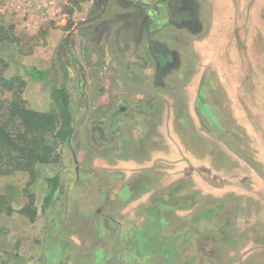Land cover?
<instances>
[{
  "label": "crops",
  "instance_id": "1",
  "mask_svg": "<svg viewBox=\"0 0 264 264\" xmlns=\"http://www.w3.org/2000/svg\"><path fill=\"white\" fill-rule=\"evenodd\" d=\"M187 2L193 7L197 31L191 34L165 28L154 34L152 48L161 44L165 52L177 55L171 71L157 79L151 69L137 63L143 59L153 66L146 40L133 53L118 47L117 31L130 21L116 17L133 9L122 8L117 0L109 1L101 20L108 21V25L100 35L95 34L100 22L69 30L70 54H66L73 72L79 74L78 81L43 90L44 80L22 74L38 82V113L45 111L41 103L45 101V91L51 110H56L52 92L61 88L67 91L73 106L72 132L65 142H58L67 147L74 163L76 154H82L88 165V171L83 172L87 178H79L83 179L80 182L84 183V192L77 191L81 185L75 179L72 195L68 196V201L79 209L76 213L88 224L70 233L69 243L62 239L68 248L63 245L48 255L52 264H64L61 260L65 257L72 260L68 264H85L87 257L102 264L105 258L113 260L118 246H124L125 252L120 260L114 258L119 264H127L132 255L135 258L140 252L147 254L132 263L147 264L152 259L151 264H248L252 258L264 259L259 245L264 243V201L255 192L261 179L248 161L234 152V137L227 130L237 118L232 84L235 55L229 48L224 50V44L234 37L229 32L235 26V5L239 0ZM254 4V10L261 5ZM159 9V13H165L162 7ZM242 22L245 21H239ZM205 30L209 32L203 37ZM136 39L128 36L120 43L131 46ZM209 43L215 44L213 48ZM204 52L216 61L209 84L204 82V70L198 73L197 63L190 77L182 81L192 60L197 61L198 53L203 60ZM175 85L180 86L176 88L181 93L178 98L171 97ZM204 97H209V102ZM205 122L210 123V131L204 130ZM98 126L103 128L101 134L96 132ZM204 139L210 141L206 149ZM144 146L148 154L142 150ZM91 148L96 149L93 159ZM77 171L78 168L76 178ZM142 171L145 177L138 176ZM245 176L249 181L246 184L242 180ZM55 177L48 176L46 182ZM155 178L158 185L153 183L147 192H136ZM44 192L38 194L40 208L47 195ZM207 196L210 208L203 204ZM18 200L16 209H21L25 202ZM121 203L126 205L120 207ZM41 214L38 211V245L35 243L34 248L38 249V263L47 264V241L54 238L61 243L60 236L66 235L57 223L45 229ZM72 214L75 213L68 212ZM156 241L161 244H154Z\"/></svg>",
  "mask_w": 264,
  "mask_h": 264
},
{
  "label": "rangeland",
  "instance_id": "2",
  "mask_svg": "<svg viewBox=\"0 0 264 264\" xmlns=\"http://www.w3.org/2000/svg\"><path fill=\"white\" fill-rule=\"evenodd\" d=\"M258 2L261 5H258ZM254 3L258 5L255 10ZM24 4L25 1L23 0H0V75L7 80H12V85L17 90H19L20 85L14 79L21 78L24 82L21 90L22 99L26 102V108L29 111L38 112V82L23 76L22 66L40 68L50 72V75L44 80L46 85H42L45 86L43 90L78 81L79 74H75L72 70L69 56L65 52L64 41L70 32L69 30L95 15L99 6L94 4V0H56L57 9L54 12L56 15L46 19H38L37 16H28L27 11H24L26 7L22 8ZM249 6L250 10L248 9ZM235 20V26L229 32L230 37L231 34L234 37L231 38L229 44H224V50L229 48L232 50V55H235V75L232 84H234L235 89L234 102H236L235 116L237 118H234V122L229 124L227 130L229 135L234 137L231 144L234 152L238 153L240 158L248 161L261 179L258 183L259 187L256 189L258 191L255 192L260 193L261 199L264 201V0H239L236 2ZM239 21L245 22L239 23ZM208 32L209 30H205L203 37ZM211 45L209 43L210 47ZM214 45L213 43L212 48ZM60 51L61 59L58 58ZM204 56L206 57L202 60L201 53H198L197 61L195 58L192 60V65H190L185 78L181 79L182 81L190 77L193 67L197 63L198 73L204 70V82L209 84L210 72L214 73L216 70V68L212 69V64H215L216 61L211 59L209 53L204 52ZM177 81H179L178 78H176V83ZM178 86H173L172 98L180 96L181 93L176 90ZM243 93L245 94L244 98ZM5 96L8 98L10 94L6 93ZM2 98L4 96L0 93V101ZM207 98L209 97H204V101L209 102ZM43 100L45 101H41V103L45 111L42 114L56 118L57 111L51 110V105L49 107L46 91ZM203 125L204 130H211L209 122H205ZM192 129H194L193 126ZM40 138L38 133V141ZM46 144L48 147L54 148L51 155L52 159L48 162L51 166H47L48 163L37 162L28 169H16L0 176V264H39L38 249L37 247L34 248L35 243L38 245V235H36L38 234V211H41V216L44 218L43 226L45 229L57 223L63 227L62 234L66 235L60 236L62 244L54 238H52L53 241H47V248L44 249L47 258L45 263L47 264L54 263V261L48 260V255L55 254L63 245L68 248L66 243L62 242L63 238L69 243V234L74 230L78 232L88 224L80 213H76L79 211L77 205L68 201V196L72 195V185L75 179L81 185L77 191L84 192V183L80 182L83 179L79 178H87L83 173L84 170L85 172L88 171V165L85 166V156L76 154L77 163H74L71 153L65 145H61L57 140L48 137ZM81 144L82 142L79 144L80 147ZM209 144L210 141L204 139L203 147L205 149ZM147 148V146L142 147L144 153L147 152ZM95 150L94 148L90 150V158L92 159L93 155H96ZM125 153L127 152L125 151ZM147 154L144 155V159ZM76 168H78L77 178ZM144 173L145 171H142L138 176L145 177ZM240 174L246 173L240 171ZM48 176L58 177L59 190L56 187L57 192L51 196L48 204L46 206L42 204L40 208L38 194L45 191L46 193H44L49 195L51 192V185L48 186L46 182ZM121 178L124 179L122 175ZM245 178L247 177L242 179L244 184L249 182ZM152 181L148 186L144 184L138 187L136 192H147L153 183L158 182V178ZM124 192L126 191L124 190ZM18 199H22L21 203L25 202V206L21 209H16L19 206L16 204L20 202ZM56 202L59 203L56 204ZM205 203L210 208L208 196L203 201V204ZM124 205L126 204H119L120 207ZM207 206L204 205V208ZM71 211L75 213L72 216L68 215V212ZM262 214L264 218V210ZM92 229L94 230V227ZM260 238L262 240L263 236ZM245 239L247 243L248 238L245 237ZM154 244L160 245L161 243L156 241ZM259 245H261L260 249L264 250V243ZM123 249L118 246L113 252V260L105 258L102 264H119V261H115L114 258L117 257L120 260L121 254H125ZM111 252H108V255ZM132 253L134 254V252ZM145 254L147 253L140 252L139 255L135 254V258L132 255L130 261L126 262H128L127 264H137L136 261H134L135 263L131 261ZM88 260L87 257L85 264H95L96 259L94 261ZM61 261L64 264L72 263L70 257H65ZM151 262L154 260L150 259V263L148 261L147 264H151ZM248 264H264V259L254 260L252 258Z\"/></svg>",
  "mask_w": 264,
  "mask_h": 264
},
{
  "label": "trees",
  "instance_id": "3",
  "mask_svg": "<svg viewBox=\"0 0 264 264\" xmlns=\"http://www.w3.org/2000/svg\"><path fill=\"white\" fill-rule=\"evenodd\" d=\"M22 70L25 76L35 80H45L50 75L49 71H38L34 67L22 66ZM14 80L19 82V90L13 87L12 80L0 75V93L4 96L0 101V176L16 169H28L37 162L48 163L54 148L47 146V137L65 142L72 132V100L64 88L52 92L57 116L50 118L26 108L21 92L24 82L21 78ZM6 93L10 94L8 98ZM57 182V177L47 180L54 187L44 199V206L56 191Z\"/></svg>",
  "mask_w": 264,
  "mask_h": 264
},
{
  "label": "flooded vegetation",
  "instance_id": "4",
  "mask_svg": "<svg viewBox=\"0 0 264 264\" xmlns=\"http://www.w3.org/2000/svg\"><path fill=\"white\" fill-rule=\"evenodd\" d=\"M109 1L105 11L102 13L105 5V0H94V4L99 6V10L95 15L86 19L89 20L97 15H100L99 19H97L96 21L86 24L90 25L94 22H100L99 26L95 30V34L97 35H100L102 29L106 28L108 25V21L101 20L106 14L109 6ZM117 1L122 8L126 7L133 9V11L131 12H123L116 17L118 20L130 21L129 24L124 25L119 29V31H117L116 40L118 43V47L120 49L125 48V50H129L131 51V53H133L139 43H141L143 39L146 40V51L153 58V66H148L149 64L143 59L137 60L138 65H140L144 69H151V72L153 74L155 73L154 76L156 79L157 76L163 73H169L171 71L174 59L177 55L174 51H172L171 53L165 52L167 51L166 47L161 44H158L159 46H156L155 49L152 48L154 42H156L155 40H153V37L157 31L165 28H172L176 31H189L191 34L196 33L197 28L195 25L194 10L193 7H191V4L187 2V0H147L148 2L142 0ZM160 6L164 9L165 13H159L161 11L159 9L161 8ZM128 36L133 39L137 37L136 44H133L131 46H122L120 42H123L124 39ZM64 48L65 52L70 54L69 42L68 44H66L64 41ZM60 54L61 51L58 52V56ZM96 132L98 134H101L103 132V128L98 126Z\"/></svg>",
  "mask_w": 264,
  "mask_h": 264
},
{
  "label": "built area",
  "instance_id": "5",
  "mask_svg": "<svg viewBox=\"0 0 264 264\" xmlns=\"http://www.w3.org/2000/svg\"><path fill=\"white\" fill-rule=\"evenodd\" d=\"M25 4L22 8H25L24 11H27L28 16H37L38 19L50 18L57 9L56 0H23Z\"/></svg>",
  "mask_w": 264,
  "mask_h": 264
},
{
  "label": "water",
  "instance_id": "6",
  "mask_svg": "<svg viewBox=\"0 0 264 264\" xmlns=\"http://www.w3.org/2000/svg\"><path fill=\"white\" fill-rule=\"evenodd\" d=\"M108 1H109V0H105V5H104V8H103V10H102V13L105 11V9H106V7H107V5H108ZM99 17H100V15H97V16H95V17L89 19V20H85V21H83V22H80L79 24H77V27H81V26H83V25H86V24H88V23H91V22H93V21H96L97 19H99ZM70 36H71V33H69V34L66 36V39H65V43H66V44H68L69 39H70ZM74 160H75V159H74Z\"/></svg>",
  "mask_w": 264,
  "mask_h": 264
}]
</instances>
